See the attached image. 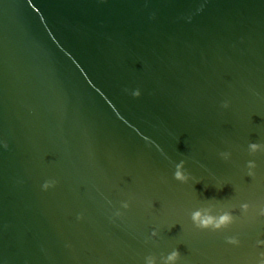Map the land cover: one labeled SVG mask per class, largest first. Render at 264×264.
<instances>
[{"label":"water","instance_id":"water-1","mask_svg":"<svg viewBox=\"0 0 264 264\" xmlns=\"http://www.w3.org/2000/svg\"><path fill=\"white\" fill-rule=\"evenodd\" d=\"M252 143L264 0H0V264H255Z\"/></svg>","mask_w":264,"mask_h":264},{"label":"clouds","instance_id":"clouds-1","mask_svg":"<svg viewBox=\"0 0 264 264\" xmlns=\"http://www.w3.org/2000/svg\"><path fill=\"white\" fill-rule=\"evenodd\" d=\"M133 94L139 96L140 90L137 89ZM228 106H229V102L224 101L223 107L227 108ZM249 148L252 152H256V151L264 150V145L252 143L249 145ZM248 167L250 170L254 168L255 162L249 161ZM249 174H252L251 171L249 172ZM173 175L175 179L180 180L182 182H186L189 179L188 175L184 171L183 162H181L176 166V170ZM56 184H57L56 179L48 178L43 181L40 187L42 190L47 191L48 189L55 187ZM122 207L126 209L129 207V205L127 202H123ZM242 207L244 209H247L249 205L243 204ZM115 214L121 215L119 210H117ZM260 215H264V208L260 209ZM82 218H83L82 214L77 215V219H82ZM233 219L234 218L230 212H224L216 217L210 216L206 212H202V211H196L192 213V222L197 228L200 229L211 228L212 230H216V229L226 228L228 225H230L233 222ZM151 235L153 237H156L158 235L157 230L153 229ZM228 243L238 244L239 240L236 237H229ZM256 245L257 247H264V240H257ZM180 261H181V254L179 250L173 249L171 252L168 253L166 257H163L162 264H180ZM145 264H156V258L154 256L146 257ZM255 264H264V252L259 253V260L255 262Z\"/></svg>","mask_w":264,"mask_h":264}]
</instances>
